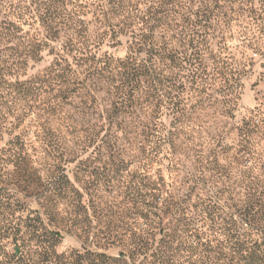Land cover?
I'll use <instances>...</instances> for the list:
<instances>
[{"label": "rangeland", "instance_id": "rangeland-1", "mask_svg": "<svg viewBox=\"0 0 264 264\" xmlns=\"http://www.w3.org/2000/svg\"><path fill=\"white\" fill-rule=\"evenodd\" d=\"M43 1L20 21L22 40L0 31V217L12 224L0 264H264V0L220 22L178 112L157 110L147 83L123 90L114 67L132 38L113 33L127 19L110 0ZM154 2L133 1L137 28ZM32 40L38 60L25 58ZM60 57L62 91L34 93L30 80ZM215 57L240 73L234 85Z\"/></svg>", "mask_w": 264, "mask_h": 264}, {"label": "trees", "instance_id": "trees-1", "mask_svg": "<svg viewBox=\"0 0 264 264\" xmlns=\"http://www.w3.org/2000/svg\"><path fill=\"white\" fill-rule=\"evenodd\" d=\"M133 1H109L112 3L109 12L117 17L126 14L127 19V23L124 22L123 27L119 25L111 27L113 33L116 35L127 31L132 38L128 55L114 69H119L118 74L122 81L123 90L134 91L141 83H147L151 88L150 97L156 102L157 110L164 107L173 112H178L177 100L180 94L179 89L184 86V79L189 75L192 77L198 75L199 69L195 68L196 63L204 65L202 47L206 45L210 36L220 29V22H225V17L230 18L227 20H231L232 16L230 15L242 12L243 0L238 1L237 10L233 6L236 1L231 3L230 12L221 10L223 8L221 3L225 0H211L214 4L209 0H199L200 5L197 6L196 10L192 8L195 0H154V4L150 5L140 16L142 25L139 28L135 24L137 17L135 13L137 12L135 10L136 4ZM36 2L44 3L43 0H0L1 9L4 10L3 18L0 21V31L1 36L7 38L8 42L22 40L20 21L34 10L33 4ZM254 13L257 14L256 18L260 21L257 23V30L263 32L264 8L260 12L254 11ZM10 15L14 16L15 20L9 19L8 16ZM46 39L49 38L46 37ZM42 45V42L37 43L33 40L28 42L25 58L31 57L38 60ZM18 46L20 47V45ZM142 53H145V58H140ZM24 59L12 62L9 68L21 63L24 64ZM224 61L226 60L215 57L214 66L211 69L219 70L223 79L226 82L233 81L232 85H234L236 83L235 75H240V73L226 69L223 64ZM101 62H104L103 67L96 68V71H104L109 67L107 60ZM99 63L100 61L97 64ZM205 68L202 69V72H206L209 76L210 70L207 66ZM67 71L65 60L60 57L44 74L37 75L30 80L31 89L34 90V93L43 88L48 92L56 89L61 92ZM4 77L5 73H2L0 79L4 80ZM128 88L130 89L128 90ZM123 90L121 93H124ZM123 101L126 100L123 98L120 103L122 104ZM3 202L4 198L1 196L0 209ZM1 215L2 213H0ZM0 229L6 231L12 229L11 220L8 217H0ZM19 248L17 247V251ZM22 255L19 258L13 256L14 264L23 262L25 258ZM78 259L76 262L68 261L65 264H81L83 256L78 255ZM97 260V262L92 261L87 264H106L108 258L104 254H98ZM32 264H37V262L34 261Z\"/></svg>", "mask_w": 264, "mask_h": 264}]
</instances>
